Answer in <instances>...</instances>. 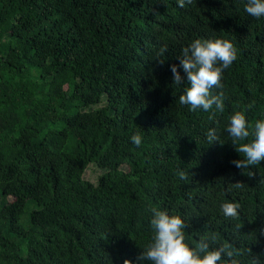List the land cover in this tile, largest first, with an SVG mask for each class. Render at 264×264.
Instances as JSON below:
<instances>
[{"label": "trees", "instance_id": "1", "mask_svg": "<svg viewBox=\"0 0 264 264\" xmlns=\"http://www.w3.org/2000/svg\"><path fill=\"white\" fill-rule=\"evenodd\" d=\"M244 2L0 0V264L135 260L151 206L182 215L191 241L215 234L240 264H264V160L235 167L224 130L234 111L264 115V17ZM197 37L237 50L212 90L223 111L178 102L187 82L169 66Z\"/></svg>", "mask_w": 264, "mask_h": 264}, {"label": "clouds", "instance_id": "2", "mask_svg": "<svg viewBox=\"0 0 264 264\" xmlns=\"http://www.w3.org/2000/svg\"><path fill=\"white\" fill-rule=\"evenodd\" d=\"M179 7H184L185 0H176ZM243 10L254 18L264 17V0H245ZM160 53L166 47L160 48ZM237 50L229 39L202 38L191 40L181 49L178 64L169 66L172 82L180 85L187 82L178 102L188 105L190 111L202 109L223 111V93L213 94L214 88L221 87L224 70L236 59ZM211 118V116H210ZM235 150L243 154L242 159H235L232 164L239 169L250 168L264 160V115L249 122L245 111H234L224 129ZM209 144L219 140L216 129L209 128L205 133ZM251 139H248L249 137ZM133 144H141L139 133L130 137ZM239 188L240 184L236 183ZM240 204L226 200L219 205L225 218H234ZM149 225L153 235L150 242L137 255L135 260H125L124 264H240L238 253L226 244L213 246L208 241H215V234L200 237L193 242L186 237L185 218L180 214H171L167 209L158 206L150 207Z\"/></svg>", "mask_w": 264, "mask_h": 264}, {"label": "rangeland", "instance_id": "3", "mask_svg": "<svg viewBox=\"0 0 264 264\" xmlns=\"http://www.w3.org/2000/svg\"><path fill=\"white\" fill-rule=\"evenodd\" d=\"M103 173V170L96 167H90L86 172V178L92 182H96L98 177Z\"/></svg>", "mask_w": 264, "mask_h": 264}]
</instances>
